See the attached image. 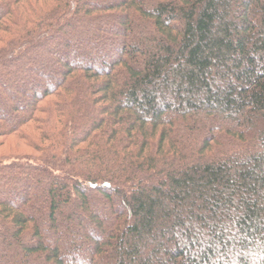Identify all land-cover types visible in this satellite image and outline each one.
Listing matches in <instances>:
<instances>
[{"label": "trees", "instance_id": "16d2710c", "mask_svg": "<svg viewBox=\"0 0 264 264\" xmlns=\"http://www.w3.org/2000/svg\"><path fill=\"white\" fill-rule=\"evenodd\" d=\"M3 76L0 264H264V0H0Z\"/></svg>", "mask_w": 264, "mask_h": 264}, {"label": "rangeland", "instance_id": "374dc122", "mask_svg": "<svg viewBox=\"0 0 264 264\" xmlns=\"http://www.w3.org/2000/svg\"><path fill=\"white\" fill-rule=\"evenodd\" d=\"M78 24L76 23V26H78ZM63 38L64 39L67 38V39H69V41L71 43H75V41L77 39H79L80 37L75 35L74 32H69L62 37H58L59 40H63ZM52 52H53L52 50H50L47 53L39 52L40 56L36 55L37 57L32 58V61L34 63L35 62H37V63L47 62L49 57L52 54H54ZM71 59L73 60V62H76V56L75 55L71 56ZM52 65H53V68H55V69L58 68L57 66H55V64L52 63ZM16 73H17V82H23L24 80L26 82V76H27L26 73H24L22 70H18ZM35 76L36 75H34V77ZM37 78H39V77H37ZM11 82H12L11 76L10 77L3 76L2 79H0V83H2L5 86H8V90L15 95V97L13 96V98L20 99L23 104L29 105L30 100L28 98H26L24 96V94L19 93V86L17 84L10 86ZM13 98L10 100L7 97V98H5V100L3 102L0 103L1 110L5 114L11 113V110L14 106V100H15ZM0 141L2 143V146H0V159L10 158V157H26V156H30V155H35V152L33 150H31L29 147L25 146V144L22 143L16 137H10L9 139L4 140L3 142H2V140H0Z\"/></svg>", "mask_w": 264, "mask_h": 264}]
</instances>
